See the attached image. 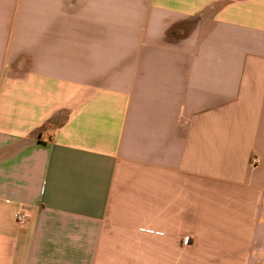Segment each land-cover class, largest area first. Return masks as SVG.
<instances>
[{
  "label": "crops",
  "instance_id": "obj_1",
  "mask_svg": "<svg viewBox=\"0 0 264 264\" xmlns=\"http://www.w3.org/2000/svg\"><path fill=\"white\" fill-rule=\"evenodd\" d=\"M0 264H264V0H0Z\"/></svg>",
  "mask_w": 264,
  "mask_h": 264
},
{
  "label": "built area",
  "instance_id": "obj_2",
  "mask_svg": "<svg viewBox=\"0 0 264 264\" xmlns=\"http://www.w3.org/2000/svg\"><path fill=\"white\" fill-rule=\"evenodd\" d=\"M16 220H17V223L20 225V226H27L29 220H30V216L27 212L25 211H20L17 213L16 215Z\"/></svg>",
  "mask_w": 264,
  "mask_h": 264
}]
</instances>
